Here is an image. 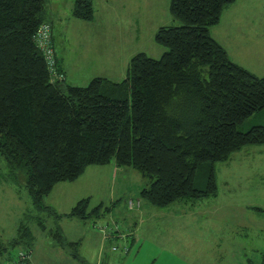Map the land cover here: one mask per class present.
Here are the masks:
<instances>
[{
  "label": "trees",
  "instance_id": "1",
  "mask_svg": "<svg viewBox=\"0 0 264 264\" xmlns=\"http://www.w3.org/2000/svg\"><path fill=\"white\" fill-rule=\"evenodd\" d=\"M237 0H170L180 26L155 35L167 48L160 59L135 54L121 81L95 77L86 86L53 78L37 34L49 0H0V170L24 182L34 208L57 217L87 220L109 211L77 201L67 214L43 204L55 185L78 179L91 165L132 167L147 180L140 198L166 207L216 196L215 163L247 145L264 144V125L239 128L264 109V76L235 63L210 28ZM73 16L91 21L94 0H75ZM59 74L63 75L55 50ZM202 173L199 178V169ZM43 229V218L37 217ZM50 234L68 245L62 229ZM35 235L22 224L11 241L26 246L29 264ZM73 244V243H70ZM8 248L0 242V253ZM8 257L6 264H17ZM264 264V252L260 263Z\"/></svg>",
  "mask_w": 264,
  "mask_h": 264
},
{
  "label": "rangeland",
  "instance_id": "2",
  "mask_svg": "<svg viewBox=\"0 0 264 264\" xmlns=\"http://www.w3.org/2000/svg\"><path fill=\"white\" fill-rule=\"evenodd\" d=\"M50 2L47 16L54 23L55 50L67 73V78L64 72L63 77L77 86L88 85L98 75L99 68L103 69L101 63L109 61V53L114 54L115 64L118 61L113 81L123 80L121 74L127 70L124 56L130 61L135 54L145 52L160 59L167 48L155 40L158 28L181 25L178 20L173 22L170 0H94L93 22L73 16L75 0ZM230 6L224 9L220 22L210 28L211 35L235 63L264 76V0H237ZM108 36L113 43L110 40L107 51L102 44ZM256 125H264V109L247 118L239 128L247 131ZM116 169L114 163L91 165L75 181L56 184L44 198L43 204L58 214L69 213L83 198H90L91 208L100 204L109 208L101 217L82 220L56 218L47 209L35 210L24 182L12 183L2 168L0 242L8 249L0 253V264H6L8 257L17 263L19 255L26 252V246H11L22 224L29 225L35 235L29 264L261 262L264 144L244 146L226 161L215 163L217 195L196 204L177 201L166 207L154 206L140 198L147 180L138 170ZM202 171L200 168L199 178ZM130 199L135 202L134 207H130ZM38 215L46 229L40 225ZM57 227L63 229L70 246L62 247L50 234V229L55 231ZM109 234L113 235L110 239L106 238Z\"/></svg>",
  "mask_w": 264,
  "mask_h": 264
},
{
  "label": "built area",
  "instance_id": "3",
  "mask_svg": "<svg viewBox=\"0 0 264 264\" xmlns=\"http://www.w3.org/2000/svg\"><path fill=\"white\" fill-rule=\"evenodd\" d=\"M51 25L50 24H43L37 34V39L39 40V45L41 49L44 51L45 57L49 62V69L51 71L53 78H63L62 74H59L57 69V63L55 58V49L51 45ZM137 204L139 205L140 202L138 201ZM130 207L135 206V202L130 199L129 201ZM113 235L109 234L106 235V238H111ZM128 248L125 247L124 252H127ZM30 257V254H22L23 259H27Z\"/></svg>",
  "mask_w": 264,
  "mask_h": 264
},
{
  "label": "crops",
  "instance_id": "4",
  "mask_svg": "<svg viewBox=\"0 0 264 264\" xmlns=\"http://www.w3.org/2000/svg\"><path fill=\"white\" fill-rule=\"evenodd\" d=\"M49 2H50V0H49ZM50 5H52L51 4V2H50ZM94 7H95V5H94ZM229 7H231L230 5L227 7V8H229ZM51 9H54V8H52L51 7ZM93 21H95V17H94V19L93 20H91V21H86V22H93ZM52 22V21H51ZM173 22L175 23V21H174V19H173ZM53 24V26H54V23H52ZM163 26H167V25H163ZM105 28H106V26H104ZM161 27V26H160ZM159 27V28H160ZM55 28V27H54ZM158 28V29H159ZM139 29V28H138ZM112 30V29H111ZM137 31V30H136ZM158 31V30H157ZM108 39L107 40H104L105 42L102 44V48L103 49H105V50H107L108 51V48H107V45L110 43V40L112 39V38H110L109 36L107 37ZM217 40V39H216ZM111 42L113 43V40H111ZM58 56V55H57ZM113 57H114V54H108L107 55V58L109 59V61H107V62H102L101 63V66H103V69H100L99 68V73H97L98 75L96 76V77H104V78H108V79H113L114 77H115V75H116V72H114V70H115V68H116V65L118 64V61H117V59H116V64H115V61H112V59H113ZM92 58V57H91ZM124 59H126L125 60V63H123V66L125 65L126 67H127V69H128V66H129V63H130V61H129V58H128V56H124ZM93 60V59H92ZM100 66V65H99ZM62 67V66H61ZM121 68H122V66H121ZM63 70V69H62ZM123 70H124V68H123ZM122 71V70H121ZM63 72L66 74V78H67V73L63 70ZM126 73H127V70H126V72H123L122 74H121V77H123L122 79H124L125 78V76H126ZM113 77V78H112ZM117 167H116V165H115V169H116ZM117 170H119V169H116V171ZM68 198H71L72 199V197H70V196H67ZM209 198V197H208ZM204 199H206V198H204ZM201 200H203V199H201ZM200 201V200H199ZM199 201H197V202H199ZM197 202H195V203H192V204H196ZM68 213V212H67ZM62 229V228H61ZM62 231H63V229H62Z\"/></svg>",
  "mask_w": 264,
  "mask_h": 264
}]
</instances>
